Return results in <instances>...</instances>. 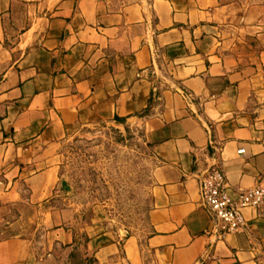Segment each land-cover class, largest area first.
Wrapping results in <instances>:
<instances>
[{"label":"crops","instance_id":"1","mask_svg":"<svg viewBox=\"0 0 264 264\" xmlns=\"http://www.w3.org/2000/svg\"><path fill=\"white\" fill-rule=\"evenodd\" d=\"M132 123L154 163L144 238L79 211L56 161ZM211 142L232 198L264 182V0H0V264H264V206L217 241L199 205Z\"/></svg>","mask_w":264,"mask_h":264},{"label":"rangeland","instance_id":"2","mask_svg":"<svg viewBox=\"0 0 264 264\" xmlns=\"http://www.w3.org/2000/svg\"><path fill=\"white\" fill-rule=\"evenodd\" d=\"M65 197L110 230L144 238L149 233L151 172L154 166L144 130L137 124H105L67 141L57 156ZM77 261V260H76Z\"/></svg>","mask_w":264,"mask_h":264},{"label":"built area","instance_id":"3","mask_svg":"<svg viewBox=\"0 0 264 264\" xmlns=\"http://www.w3.org/2000/svg\"><path fill=\"white\" fill-rule=\"evenodd\" d=\"M179 94L188 103L194 101L192 94L180 91ZM212 153L208 157L207 167L198 178L199 205L208 215L212 231L217 241L229 234L239 233L246 227L243 216L245 209H260L264 206V182L259 181L249 189H240L232 198L228 194L226 177L221 160L217 156L218 148L211 142ZM244 150L237 151L238 155Z\"/></svg>","mask_w":264,"mask_h":264},{"label":"water","instance_id":"4","mask_svg":"<svg viewBox=\"0 0 264 264\" xmlns=\"http://www.w3.org/2000/svg\"><path fill=\"white\" fill-rule=\"evenodd\" d=\"M61 188L65 193L69 192V187L66 185L65 182H61Z\"/></svg>","mask_w":264,"mask_h":264}]
</instances>
